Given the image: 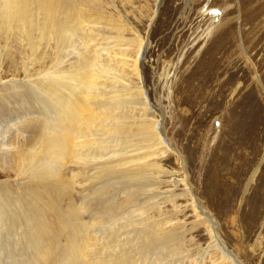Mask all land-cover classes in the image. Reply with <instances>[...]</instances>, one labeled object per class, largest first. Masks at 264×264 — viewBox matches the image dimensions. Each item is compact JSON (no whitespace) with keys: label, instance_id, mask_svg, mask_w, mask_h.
Returning a JSON list of instances; mask_svg holds the SVG:
<instances>
[{"label":"rangeland","instance_id":"374dc122","mask_svg":"<svg viewBox=\"0 0 264 264\" xmlns=\"http://www.w3.org/2000/svg\"><path fill=\"white\" fill-rule=\"evenodd\" d=\"M73 1L79 26L67 52L57 49L55 18L35 3L23 20L15 11L0 17V127L19 122L7 142L18 169L36 164L48 185L34 190L43 203H60L69 174L45 166L57 152L43 141L31 87L45 70L82 67L94 48L131 63L145 42L140 75L127 70L124 78L143 90L118 110L126 147L118 161L140 187L116 194L113 204L131 203L124 228L131 243L173 237L167 249L135 252L136 263L231 264L217 251L201 255L210 236L198 205L241 264H264V0ZM156 120L169 149L156 146ZM14 178L0 169V186H8L1 196L19 194Z\"/></svg>","mask_w":264,"mask_h":264},{"label":"bare ground","instance_id":"6f19581e","mask_svg":"<svg viewBox=\"0 0 264 264\" xmlns=\"http://www.w3.org/2000/svg\"><path fill=\"white\" fill-rule=\"evenodd\" d=\"M33 3L45 16L55 18L52 21L57 49H66L79 26L70 17L68 5H73V0H0V17L15 11L23 20ZM63 15L65 18L58 19ZM145 44H139L131 63L125 56L123 61L111 52L103 54L102 48H94L92 58L82 67H71L72 71L45 70L31 87L40 109L43 141L57 152L56 159L47 160L45 166L53 168L58 164L69 174V180L60 185L65 205L61 203L64 198L60 203L51 199L42 202L43 194L33 186L39 182L45 187L48 181L36 164L18 169L19 163L7 142L14 134L11 132H19V122L8 125L7 121L0 127V169L15 173L13 181L19 191L15 194L11 189L5 197L0 195V264H137L135 252L142 257L170 246L173 236L169 234L146 238L142 246L131 243L132 239L124 236L125 223L131 220V203L113 204L116 194L140 187L138 178L126 168L129 166H120L118 161L126 149L119 135L124 115H119L118 110L131 104L132 97L143 90L130 86L124 78L127 70L140 75ZM72 47L73 44L68 48ZM62 63L57 59L54 64ZM161 127L159 120L153 122L152 135L157 138L156 146L169 149L163 142ZM0 188L6 191L8 186ZM197 209L203 214L201 220L210 236L201 255L217 251L231 264H241L217 235L211 214L201 206L197 205Z\"/></svg>","mask_w":264,"mask_h":264}]
</instances>
